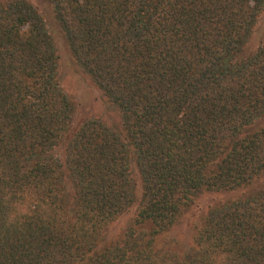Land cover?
Wrapping results in <instances>:
<instances>
[{
  "label": "trees",
  "instance_id": "trees-1",
  "mask_svg": "<svg viewBox=\"0 0 264 264\" xmlns=\"http://www.w3.org/2000/svg\"><path fill=\"white\" fill-rule=\"evenodd\" d=\"M46 1L123 133L72 128L44 18L0 1V264H264V186L216 202L184 256L155 244L200 192L264 173V40L248 51L264 0ZM134 204L133 226L106 242Z\"/></svg>",
  "mask_w": 264,
  "mask_h": 264
},
{
  "label": "rangeland",
  "instance_id": "rangeland-1",
  "mask_svg": "<svg viewBox=\"0 0 264 264\" xmlns=\"http://www.w3.org/2000/svg\"><path fill=\"white\" fill-rule=\"evenodd\" d=\"M5 1V0H0ZM37 8L44 18L47 28L54 38L59 54L58 79L62 89L69 96L76 106L73 129L78 128L84 121L101 120L108 127L116 132L123 133L121 113L110 103L90 76L77 63L70 49L67 47L63 33L57 23L51 6L46 0H29ZM264 40V9L255 27L248 51H255ZM258 127L264 126V117L259 120ZM66 145L60 146L51 154H55L65 159ZM68 176L67 172L65 173ZM66 192L73 196V187L68 178H64ZM264 186V173L258 177L246 189H237L228 192H200L194 197L192 202L186 206L180 215L177 223L166 231L156 236V248L177 252L184 256L195 247L194 234L197 225L208 212V210L220 200L234 199L246 193L258 191ZM140 188L138 196L141 195ZM137 204L126 210L117 220L112 222L105 233V241H115L122 239L126 231L133 226L136 218ZM152 224L146 223L144 229H151Z\"/></svg>",
  "mask_w": 264,
  "mask_h": 264
}]
</instances>
